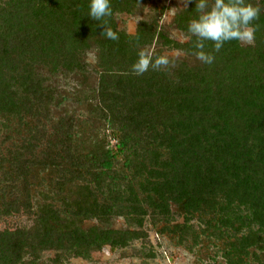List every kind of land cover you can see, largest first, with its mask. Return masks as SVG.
Returning <instances> with one entry per match:
<instances>
[{
	"label": "trees",
	"instance_id": "obj_1",
	"mask_svg": "<svg viewBox=\"0 0 264 264\" xmlns=\"http://www.w3.org/2000/svg\"><path fill=\"white\" fill-rule=\"evenodd\" d=\"M146 2L111 0L112 41L89 0H0V220L29 218L0 228V264L144 248L147 222L214 264H264V0H249L254 45L228 42L212 64L157 16L120 29ZM195 16L193 0L172 26L186 37ZM145 47L181 57L138 76Z\"/></svg>",
	"mask_w": 264,
	"mask_h": 264
},
{
	"label": "clouds",
	"instance_id": "obj_2",
	"mask_svg": "<svg viewBox=\"0 0 264 264\" xmlns=\"http://www.w3.org/2000/svg\"><path fill=\"white\" fill-rule=\"evenodd\" d=\"M181 2L187 9L193 0ZM88 7V16L93 21L101 22V36L117 41L118 33L104 19L113 15L111 0H89ZM195 11L196 16L190 19L185 38H194L192 55L202 63L212 64L215 60L214 53H218L226 43L233 40L254 45L258 26L253 21L258 20L261 13L259 2L253 4L249 0H195ZM205 42L212 43L211 52L205 50ZM137 57L131 71L138 76L149 69L166 70L172 63L167 55H155L149 47L139 50Z\"/></svg>",
	"mask_w": 264,
	"mask_h": 264
},
{
	"label": "rangeland",
	"instance_id": "obj_3",
	"mask_svg": "<svg viewBox=\"0 0 264 264\" xmlns=\"http://www.w3.org/2000/svg\"><path fill=\"white\" fill-rule=\"evenodd\" d=\"M183 7L181 0H147L146 4L140 7L135 14L118 16L117 24L120 29L133 34L140 21L157 16L160 18V27L167 31L171 38L184 42L186 38L172 26L174 15ZM164 55L172 58L181 57L179 53L168 51L164 52ZM87 61L91 65L94 64L93 54L88 55ZM175 221L181 223L182 219L176 216ZM5 223L25 226L29 224V218L22 215L0 220V228H3ZM92 224H96V222L90 221L87 223V225ZM110 225L115 228H123L125 226L124 221L121 219L111 221ZM145 229L148 230L149 243L144 248L139 241L133 242L124 250H111L105 247L101 252L92 254L91 259L88 261L71 259L64 264H199L202 262L204 264H214L213 261L216 260L214 254L210 251L211 249L203 251V247L198 246L193 252H187L177 243L176 238L157 234L152 226L149 225V222L146 223ZM143 250L144 252L145 250L151 251L155 257L152 259L146 258L141 254ZM218 260L219 258H217Z\"/></svg>",
	"mask_w": 264,
	"mask_h": 264
}]
</instances>
